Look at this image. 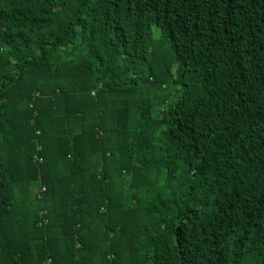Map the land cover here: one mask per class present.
<instances>
[{
    "label": "trees",
    "instance_id": "trees-1",
    "mask_svg": "<svg viewBox=\"0 0 264 264\" xmlns=\"http://www.w3.org/2000/svg\"><path fill=\"white\" fill-rule=\"evenodd\" d=\"M0 264H264V0H0Z\"/></svg>",
    "mask_w": 264,
    "mask_h": 264
},
{
    "label": "built area",
    "instance_id": "built-area-1",
    "mask_svg": "<svg viewBox=\"0 0 264 264\" xmlns=\"http://www.w3.org/2000/svg\"><path fill=\"white\" fill-rule=\"evenodd\" d=\"M46 190V188L44 187V188H42V191H45ZM37 196L38 197H41L42 196V192L41 191H37ZM46 213V212H45ZM44 213V214H45ZM45 222H47V220L45 221ZM43 223V222H42Z\"/></svg>",
    "mask_w": 264,
    "mask_h": 264
}]
</instances>
